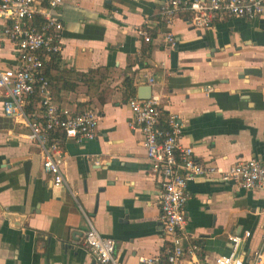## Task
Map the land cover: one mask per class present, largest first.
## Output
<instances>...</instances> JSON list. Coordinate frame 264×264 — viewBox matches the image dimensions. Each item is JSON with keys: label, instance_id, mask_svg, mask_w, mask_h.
I'll list each match as a JSON object with an SVG mask.
<instances>
[{"label": "crops", "instance_id": "crops-1", "mask_svg": "<svg viewBox=\"0 0 264 264\" xmlns=\"http://www.w3.org/2000/svg\"><path fill=\"white\" fill-rule=\"evenodd\" d=\"M161 1L64 0L57 9L64 26L61 70L109 69L101 88L107 100L100 103L94 94L92 102L98 136L62 142L61 186L44 171L29 127L5 115L0 90V264H95L83 245L85 215L115 240L121 263L163 255L160 184L150 175L142 131L129 125L127 77L135 96L140 87H152L165 120L179 117L181 144L193 147L201 161L225 171L239 160H264V13L228 16L208 28H195L181 15L167 25ZM5 25L0 18L2 70L18 64ZM146 26L154 34L150 41L138 32ZM167 32L175 35V46L164 42ZM59 93V105L73 112L90 99L82 82ZM188 190L187 230L202 249L178 264H213L232 251L230 236L250 231L238 247L249 264L264 246V189H244L215 173L190 182Z\"/></svg>", "mask_w": 264, "mask_h": 264}, {"label": "built area", "instance_id": "built-area-1", "mask_svg": "<svg viewBox=\"0 0 264 264\" xmlns=\"http://www.w3.org/2000/svg\"><path fill=\"white\" fill-rule=\"evenodd\" d=\"M63 2L0 0V18L6 22L5 34L15 43L18 62L13 68L0 69L4 113L29 127L28 137L39 148L43 169L53 176L57 187L65 182L62 171L65 161L63 140H93L98 136L99 126L94 108L76 112L62 108L51 94L49 81L44 74L45 62L51 55L61 53L63 48L61 38L64 26L56 15ZM263 13L264 0H162L160 4L162 22L169 25L176 17L186 15L188 23L195 28L211 27L228 16L254 18ZM148 28L138 30L145 41L151 40ZM164 42L169 46L177 43L172 32L164 35ZM211 90L212 86L206 88L208 92ZM35 94L41 96L39 107L30 113L27 111L28 99ZM128 104L132 110L129 125L131 129L142 131L150 175L160 184L159 203L167 238L163 255L143 257L140 264H178L186 255L198 254L202 249L187 230L189 183L198 177L220 173L223 181H237L244 189H264V160L256 157L239 160L221 171L198 159L193 147L181 144L182 121L176 115L163 121L157 97L140 99L133 96ZM162 122H165L164 125ZM262 214L264 216V209ZM85 218L88 229L83 237V245L95 264H127L121 263L115 255V240L103 235L90 216L85 215ZM250 236V231L230 236L232 251L227 255H218L213 264H244L238 247ZM249 264H264V246L255 251Z\"/></svg>", "mask_w": 264, "mask_h": 264}, {"label": "trees", "instance_id": "trees-1", "mask_svg": "<svg viewBox=\"0 0 264 264\" xmlns=\"http://www.w3.org/2000/svg\"><path fill=\"white\" fill-rule=\"evenodd\" d=\"M152 35L154 34L152 33ZM44 74L49 81V89L51 94L58 104L62 101V96L59 92L63 93L74 91L79 82H82L87 86L90 95V99L89 101L85 102V108L83 110L94 108L92 106L94 94H98L97 100L100 103H104L107 100V98L103 95L104 89L101 88L105 84L106 78L109 76L108 67L101 66L90 69L86 72H77L73 69L61 70L59 67V57L57 55H51L50 58L45 62ZM76 79H79L80 81L76 82ZM124 85L129 96H135L136 88L133 84V79L127 77L124 80ZM40 99L41 96L39 94H35L30 97L28 99L27 111L32 113L38 109ZM160 110L162 112V120L165 121V112L162 111L161 108ZM163 123L165 122H162V125H164ZM61 137L63 138V135H61Z\"/></svg>", "mask_w": 264, "mask_h": 264}, {"label": "water", "instance_id": "water-1", "mask_svg": "<svg viewBox=\"0 0 264 264\" xmlns=\"http://www.w3.org/2000/svg\"><path fill=\"white\" fill-rule=\"evenodd\" d=\"M152 96V87L150 85L142 86L138 90V97L140 99H150Z\"/></svg>", "mask_w": 264, "mask_h": 264}]
</instances>
